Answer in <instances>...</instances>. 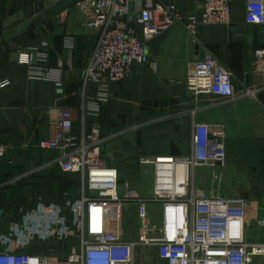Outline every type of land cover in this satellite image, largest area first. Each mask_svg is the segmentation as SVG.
<instances>
[{"label":"built area","instance_id":"built-area-1","mask_svg":"<svg viewBox=\"0 0 264 264\" xmlns=\"http://www.w3.org/2000/svg\"><path fill=\"white\" fill-rule=\"evenodd\" d=\"M135 1L138 10L134 18L131 0H81L75 6L81 27L97 36L83 82L100 85L98 102H104L108 83H120L134 65L148 63L145 42L152 37L177 24L192 37L199 26L232 24L234 0H204L199 17L179 12L172 3ZM245 22L264 26V0H247ZM262 61L264 51H256L253 65L259 68ZM43 62L42 57L33 61L29 53L18 58V63L28 66L30 79H53ZM54 82L61 87L58 79ZM6 85V80L0 81V88ZM185 86L195 98L215 95L228 101L237 99L231 72L209 55L190 66ZM259 92L246 89L243 96L256 99ZM96 109L97 105L93 111ZM58 112L51 137L37 146L57 153L55 164L62 172L78 175V196L63 205L38 199L31 209L19 208L16 220L0 232V264H136L139 249L152 247L160 264H264V242L248 240L251 222L264 229L263 219L248 217L254 204L242 196L219 195L218 172L206 179V190L197 185L200 171L212 169L214 173L225 160L222 125L194 122L188 157L142 158L140 164L152 169V190L149 195H136L119 187L116 169L102 166L106 140L99 127L93 124L88 131L82 128L75 132L73 111L64 108ZM127 205L136 207L139 221L132 241H123L109 224L110 211ZM151 205L157 206L159 214L154 228L147 223ZM3 216L0 210V229ZM72 239L76 246L66 253L30 252L39 244Z\"/></svg>","mask_w":264,"mask_h":264},{"label":"crops","instance_id":"crops-1","mask_svg":"<svg viewBox=\"0 0 264 264\" xmlns=\"http://www.w3.org/2000/svg\"><path fill=\"white\" fill-rule=\"evenodd\" d=\"M57 1L0 0V33L4 23L15 15L25 13L24 20H27L31 17L27 15L30 9H35V14H38ZM159 1L174 4L183 14L199 17L204 0ZM246 2L247 0L233 1L230 27L199 26L192 37L181 24H177L147 40L145 45L148 63L134 65L131 74L122 82L108 83L103 103L97 101L100 85H85L83 82V71L97 36L81 27L77 7L15 41L3 43L0 46V81L6 80L8 85L0 88V148L3 149L0 156V205L9 201L5 188L11 187L16 192L28 187V183L42 182L44 187L50 184L52 189L61 184L56 179V174L65 179H74L76 186L74 184L73 187H76L78 195L79 177L59 169L55 164V151L41 150L37 146L39 142L51 137L52 122L59 117L58 110L65 108L73 111L72 126L75 132L82 128L88 131L96 124L106 140L105 144L110 142L116 147L114 151L120 155L132 151V143L121 138L135 134L136 142H144L145 132L155 125L163 128L164 133L159 130V137H164V143L171 136L177 140L175 142L185 144L178 146L179 144L173 143L169 147L165 145L163 152H150V156L143 158L188 157L191 153L194 122L209 126L222 125L226 157L222 163L221 181L226 182L227 179L234 185V192L225 196L246 195L247 200L255 206L248 212V217L262 219L264 61L259 68L253 65V61L256 51H264V26L245 22ZM137 10V2L131 0L130 12L133 18ZM135 28L141 37L139 28ZM22 53H29L33 61L42 57L44 62L41 65L54 78L30 79L28 66L18 63ZM207 55L231 72L237 96L234 101L215 95L195 98L187 92L185 79L188 69ZM54 79L59 80L61 87L55 85ZM252 88L259 89L257 98L244 97V91ZM95 105L97 109L93 111ZM193 111H196L194 116ZM101 164L110 167L102 157ZM140 167L142 178L144 169L145 172L146 169L150 172L152 190L151 167ZM207 171L210 172L207 180L217 172L213 173L212 169ZM123 185L131 188L133 183L127 180L121 185L122 188ZM135 189L138 190L136 187ZM30 199L31 197L27 198ZM258 205L262 209L259 211L260 215ZM0 210L5 215L2 207ZM110 227L115 229L112 225ZM254 227L256 230L262 229L251 222L248 229L250 241H256L250 237V230ZM135 237L136 233L132 239L120 238L132 241ZM153 249L147 248L144 252L150 253L153 264H160L156 248L154 255ZM138 252L140 254L141 250Z\"/></svg>","mask_w":264,"mask_h":264},{"label":"rangeland","instance_id":"rangeland-1","mask_svg":"<svg viewBox=\"0 0 264 264\" xmlns=\"http://www.w3.org/2000/svg\"><path fill=\"white\" fill-rule=\"evenodd\" d=\"M159 125H155L153 128H150L148 132H145V139L144 142H136L134 137L135 134H129L124 136L121 139H127V141L132 143V151H129L127 153H117V151H114L116 148L115 146H112L110 142L104 143L102 146V159L103 161L108 164V166L116 169L118 171L117 173V181L119 186L124 184L125 182L130 181L133 183V185L138 189L136 190L135 187L132 185L131 188L124 187L126 185H123L124 193L126 190H129L133 194H140L141 192L146 193L149 195L151 191V182H150V172L148 173L147 169L145 172V169L143 171V175L145 177L142 178L140 176L139 170L141 165H140V160L145 157V156H150V152H155V154H158V152H163L164 146L167 145L168 147L170 144H179L178 146H184V142H175L177 140H174L171 138V136H168L166 139V143L162 141L163 136H161V139L159 137L160 131H162L163 128H159ZM161 126V125H160ZM162 127V126H161ZM162 133H164L162 131ZM137 135V134H136ZM105 146V147H104ZM123 154V155H122ZM140 165V166H139ZM222 166L217 170L218 174L221 173ZM149 174V175H148ZM210 176V172L207 170H202L198 173V187H200L201 190H206L208 187L206 184V179L207 177ZM223 174L219 175V185L217 183L216 185V191L220 192L219 195L225 196L228 194H232L234 192L233 189V184L230 183L227 179L226 182L221 181L222 180ZM227 177V176H226ZM225 178V176H224ZM210 186V185H209ZM134 188V189H133ZM20 191L14 192V195H17ZM256 199V197H254ZM136 207L132 205H127L125 207H122L117 210H111L109 213V224L114 225L115 229L113 230L114 233L118 236H122L123 238H128L132 239L134 238V235L137 231L139 221L136 218ZM262 210L260 209L258 205V214L260 215L259 211ZM260 218V217H259ZM264 221V217H261ZM148 225L152 228L158 226L159 224V214H158V209L156 205H151L148 211ZM4 225V224H2ZM6 228V227H5ZM250 230V237L253 240L260 241L261 243L264 241V230L259 229L256 230V228H251ZM5 230V229H4ZM261 230V231H260ZM249 234V233H248ZM152 254L154 255L155 252V247H153ZM141 250V253L139 252L136 253V256L138 258V261L136 264H153L151 261V256L149 254H145L144 248L139 249ZM143 252V253H142ZM153 259V258H152Z\"/></svg>","mask_w":264,"mask_h":264},{"label":"trees","instance_id":"trees-1","mask_svg":"<svg viewBox=\"0 0 264 264\" xmlns=\"http://www.w3.org/2000/svg\"><path fill=\"white\" fill-rule=\"evenodd\" d=\"M55 177L61 184H59L58 187L55 186L52 189H50V184L44 187V185L41 184L42 182H34L28 183V187H24L20 190L19 193H17V195H14L15 191L11 190V187L5 188L4 191H7L9 201L7 203H4L3 205H0V207L4 209V213L6 212L3 216L4 225H2L0 232L4 231L9 222L16 220V214L19 208L31 209L32 207H34L38 199H41L44 203L54 202L59 205H63L66 200H73L78 196L75 187L76 181H74V179H65L63 177L57 176V174L55 175ZM74 184L75 186L73 187ZM70 187L72 188L69 189ZM28 197H31V199L27 200ZM72 246H76L75 239L62 243L48 242L45 244H39L35 246V248L30 252L38 255L48 254L50 252L66 253Z\"/></svg>","mask_w":264,"mask_h":264},{"label":"water","instance_id":"water-1","mask_svg":"<svg viewBox=\"0 0 264 264\" xmlns=\"http://www.w3.org/2000/svg\"><path fill=\"white\" fill-rule=\"evenodd\" d=\"M80 1L81 0H58L53 5L38 14H35V9H30L27 12V15L31 17L27 20H24L25 13L15 15L10 20H7L3 25L2 32L0 33V46L3 43L15 41L22 36L29 34L46 22L72 9ZM190 47L192 49L191 42ZM242 197L247 199L246 195H242Z\"/></svg>","mask_w":264,"mask_h":264}]
</instances>
